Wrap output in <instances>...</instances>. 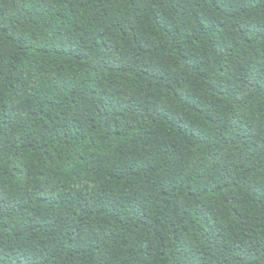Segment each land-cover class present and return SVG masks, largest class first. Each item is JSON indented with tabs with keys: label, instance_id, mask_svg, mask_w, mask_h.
Returning a JSON list of instances; mask_svg holds the SVG:
<instances>
[{
	"label": "trees",
	"instance_id": "trees-1",
	"mask_svg": "<svg viewBox=\"0 0 264 264\" xmlns=\"http://www.w3.org/2000/svg\"><path fill=\"white\" fill-rule=\"evenodd\" d=\"M0 264H264V0H0Z\"/></svg>",
	"mask_w": 264,
	"mask_h": 264
}]
</instances>
